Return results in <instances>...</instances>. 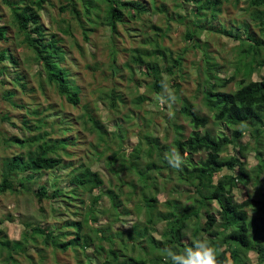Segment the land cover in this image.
<instances>
[{"label":"trees","instance_id":"trees-1","mask_svg":"<svg viewBox=\"0 0 264 264\" xmlns=\"http://www.w3.org/2000/svg\"><path fill=\"white\" fill-rule=\"evenodd\" d=\"M3 1L10 7L17 30L24 34L26 44L35 52V57L42 66L40 74L43 75L44 82L54 85L68 103L77 105L78 94L75 89L71 90L70 72L59 66L58 52L62 53V50L54 42H43L39 12L47 0H26L17 5L8 0ZM75 1H79L81 12H84L90 22L91 10L95 9L96 18L92 21L95 25H103L96 11H101V5H104V21L112 36L117 33V25L123 24L126 19L138 22L139 25L135 27L139 38L138 48L130 50L133 52V67L144 69H141V74H146L151 79L147 88L150 93L157 95H162L163 77H171V89L179 90L176 93L171 92L175 94V102L179 105L176 114L184 116L195 129L205 128L209 118L195 112L191 99L180 92L181 84H178L177 77L184 75V51L191 49L201 54V65L194 68L198 71V82L192 98L196 99L200 95L202 105L214 121L231 126L232 130L218 137H212L207 132H193L188 138H184L181 127L174 124L175 151L183 157L185 151L190 155L204 153V157L197 162L186 159L180 170L168 165L166 154H163L167 151V146L160 145L152 135L145 136L150 147L146 156L154 153L160 168L168 172L170 177L165 179L156 161L143 165L139 164L142 162L139 159L134 160V164L127 163L130 166H127V171L129 173L133 170L141 177L136 180L138 186L131 185L129 193L120 190L116 193L112 189L104 190L98 173L92 171L89 166L83 168L79 165L73 171H66L64 176L59 174V170L67 168L69 164H66L57 152V145L65 142L47 139L42 131L44 129L37 132L38 129H35L33 124H19L21 131L27 127L28 133L25 135L23 131V139L17 136L16 142L19 145L13 146L22 152L12 153L5 161L0 194L6 191L25 192L33 195L38 202L45 199L47 202L56 201L47 216L55 222V226L49 223L39 226L23 222L18 240H10L5 232L0 230V257L5 254L3 263L19 264L17 257H21L29 264H38L35 262V257L38 256L39 263L45 264L42 253L50 250L54 257L60 254L63 257L71 251L75 264H171L163 249L172 248L183 253L193 246L195 240L207 239L217 249L219 264H250L247 258L250 251L256 253L258 264H264V191L260 178L264 174V74L259 75L258 80H253V75L264 68V0H176L193 5V9L187 13L179 10L170 13L163 3L159 4L156 0H68L60 10H69L78 18ZM229 3L233 4L235 10L241 7L237 19L228 10ZM156 13L161 14L163 18L152 22L150 17ZM170 23L184 28L183 40L188 45V48L182 49L177 55L163 44L171 29ZM200 35L207 40L200 41ZM149 36H154V41ZM220 36H226L236 42V59L233 61L232 71L223 77L227 67L225 64H219L210 55L213 45L208 39ZM6 40V27L0 26V41ZM46 52H50L51 57H48ZM0 66L6 70L12 69L16 76L22 77L18 85L11 86L12 92L16 94L18 89V92H25L26 78L16 69V57L7 50L0 51ZM232 82H237L238 88L235 91H225ZM117 98L115 92L111 91V108L116 107ZM165 100L170 101L169 95ZM13 107L23 108L22 104H16L15 101ZM28 109L37 111L34 108ZM8 114L10 113H3L0 118L12 123L13 118ZM83 118L84 125L90 124L87 129L102 137V124L90 114L85 113ZM15 124L12 123L18 128ZM44 124L45 128L46 121ZM119 126L121 125H114L116 129ZM32 132L35 134H30ZM245 133L249 140L243 143ZM3 143L1 145L6 147L13 145L6 140ZM228 150H232V155L223 157L222 154ZM250 152L254 153L257 161L252 171L246 166V156ZM140 153V150L134 149L130 155L135 159ZM124 154L125 150L122 149L106 158V167L111 170L112 175L116 172L121 175L125 165L122 160ZM119 160H122V169L117 170L114 165ZM223 171L229 174H221ZM44 175L47 179L43 181ZM51 176L52 182L48 185ZM64 177L70 180L73 188L69 191L74 195L63 203L62 195L68 191L59 185L63 183ZM41 181L43 183L39 184ZM31 182L37 184L35 188L27 186ZM250 184L255 187L256 198L246 194L242 202H237L234 190H246ZM17 186H21L22 190L17 189ZM119 186L121 184L115 185L116 188ZM78 187H81L82 191L77 192ZM159 191H168L167 200L162 204L164 210L157 207L155 195ZM122 196L131 197L132 210L121 205L119 198ZM103 197L108 200V207L104 204ZM182 199L190 203L185 204ZM58 202L62 203V207L57 206ZM118 205H121V209ZM85 206L87 210H84ZM248 207H252L254 212L251 217L247 214ZM132 213L144 216V221L141 222V218H137L125 231H113L110 227L105 231L98 224L101 216L111 223H123L122 218ZM16 220L18 219L14 217L12 221ZM159 223L164 225L160 233L156 230ZM187 228L191 229L188 237Z\"/></svg>","mask_w":264,"mask_h":264},{"label":"rangeland","instance_id":"rangeland-1","mask_svg":"<svg viewBox=\"0 0 264 264\" xmlns=\"http://www.w3.org/2000/svg\"><path fill=\"white\" fill-rule=\"evenodd\" d=\"M8 1L11 4L17 5L26 0ZM67 1L47 0L39 12V18L43 29V42H54L62 50V53L58 52L60 60L59 66L63 70L70 72V78H72L70 80L71 90L73 91L75 89L78 94L79 102L77 105L68 103L54 85H49L44 82L43 75L40 74L42 66L37 61L35 52L26 44L24 34L17 30L9 5L5 4L3 0H0V26L6 27L7 38L5 42L0 41V51L7 50L8 53L16 57L18 63L16 69H19L25 76V85L27 87L25 92H18L20 91L18 89L16 94H14L11 86L18 85L22 77L16 76L12 69L6 70L0 66V116L3 113L16 115L12 116L8 114L9 117L14 119H12V123H16L15 126L18 127L15 128L12 123L3 121L0 118V181L5 172V161L7 158L12 153L17 151L22 152L13 146L19 145L16 139H23L28 133V131L26 132L27 127L26 129H22L25 135L21 131V125L19 124L23 125V123H25L24 126L33 124L35 129H38L36 130L37 132L40 129H44L42 131H44L47 139H52L55 142H58L57 140H63L65 142V144L60 143L57 145L59 147L57 152L61 155L62 160L66 164H69L67 168L60 169L59 174L64 176L66 171H73L79 165H82L83 168L89 166L92 171L98 173L99 178L102 180L103 189H112L116 193L119 190L124 193H129L131 191V185L138 186L136 185V180L141 179V177L133 170H130L129 173L127 171V163L134 164L136 163L134 160L139 159L142 161L139 164L143 165L150 161H156L165 179L170 177L168 172L160 168L159 161H157L154 153L146 156V152L150 147L145 136L150 137L152 135L156 137L160 145L167 146V151L163 153L166 154L170 150H175L173 142L175 139L174 124L181 127L184 138H188L193 132H198L199 134L207 132L212 137H218L222 134H228L232 130L231 126H227L223 122L214 121L212 115L202 105L200 95L196 99L192 98L195 95L194 93L198 82V71L194 68L201 65V54L191 49L186 52L184 51L186 58V64L183 68L184 75L177 77L178 84H181L180 92L191 99L195 112L200 116H207L209 118V123L205 128L200 127L195 129L184 116L176 114L179 108L176 102L172 103L169 100H165V97L170 92L174 91L176 93L179 91L178 88L171 89L170 84L172 78L166 75L163 77L162 95H157L149 92L147 84L151 79L146 74H141V69L143 68L138 69L136 66L133 67L131 62L133 52L131 53L130 50L138 48L139 43L137 41L139 38L137 37V30L135 29L139 25L138 22H134L133 20L128 21L126 19L123 24L117 25V33L112 36L104 21L106 12L104 5H101V11H96L99 13L103 25L101 23L95 25L92 24L93 19L96 18L94 8L93 11L91 10L92 21L90 22L87 20L84 12H81V4L79 1H75L79 13L78 18L73 16L69 10H60V7L64 6ZM156 1L159 4L163 3L170 13L178 10L182 13H187L193 9V5L184 1ZM232 6L233 4L229 3L228 10L237 19L241 12V7H238L239 10H235ZM160 17H162L161 14L156 13L152 14L150 18L152 22H155ZM170 24L171 29L164 38L163 44L170 48L173 54L177 55L182 49L188 48V45L183 40L184 28L175 23ZM150 39L154 41L153 39L155 37L153 36ZM208 39L213 45L212 51L216 52H212L210 55L219 64H225L227 70H225V74H222V77L224 75L227 76L232 71L233 61L236 59L234 51L236 42L226 36L208 37ZM199 40L204 41L207 39L200 35ZM45 54L51 57L50 52H46ZM228 67L231 68L229 69ZM261 74H264V68L259 73L253 75V80H258ZM8 78L10 81H8ZM237 88L238 83L232 82L224 90L235 91ZM111 91H114L118 96L115 108H111L110 105ZM14 101L16 104H22L23 108H14ZM28 108H34L37 111L33 112ZM85 113L90 114L102 124V137L87 129L90 126L89 123H87L89 125L83 124V121H85V118H83ZM45 121L47 124L44 128ZM118 124L121 126L116 129L114 125ZM30 134L33 135L35 133L32 132ZM4 140L13 145L11 147L2 146L1 144H4ZM248 140L249 137L245 133L242 142L244 143ZM28 141H26L27 144ZM122 149L125 150L126 154L122 158L125 163L123 166L124 169L121 175L118 172L112 175L110 173L111 170L106 167V158H109L111 154L113 155ZM134 149L140 150L141 153L135 159H132L130 154ZM232 153V150H228L222 156L232 155ZM201 157H204L203 152H197L193 155H190L187 151L184 153L185 161L189 158L191 162H197ZM122 160L117 161L114 165L117 170L122 169ZM71 164L74 166H71ZM246 164L249 171H252L257 164L253 152H250L246 156ZM221 174L229 173L223 171ZM52 177H49L48 185L50 181L52 182ZM260 178L262 180L261 187L264 191V174ZM46 179L47 176L44 175L42 180L44 181ZM41 183L43 182H39V184ZM119 184L121 186L116 188L115 185L118 186ZM36 185V183L31 182L27 186L35 188ZM59 186L65 191H68L63 193L61 201L63 203L64 201H69V197L74 195V193L72 194L69 191L73 188L70 180L64 177L63 183L61 182ZM18 188L22 190L21 186H17ZM244 189L241 191L234 190L233 193L237 202H242L246 198V194L256 198L254 194L255 187L253 185L250 184L248 185V189ZM76 191L80 192L82 188L78 187ZM167 193L168 191H159L155 195L159 210H164L162 204L167 200ZM84 198H86V195H84ZM130 198L122 196L119 198V202H121V205L126 206L127 209L132 210L133 203ZM103 200L104 204L108 207V200L105 197H103ZM55 202H47L46 199L38 202L33 195L25 192L6 191L0 194V230H3L6 237L10 240H18L20 232L23 229V222L39 226H45L49 223L51 226H55V222L47 217L51 208L55 206ZM87 202L89 203V201ZM182 202L185 204L190 203V201L185 199H182ZM57 204L59 208L62 207V203L60 204L58 202ZM72 205L75 206L74 201H72ZM77 205L79 207L78 203ZM121 205H118L119 209H121ZM84 210H87L86 206ZM246 210L249 217L254 215L252 207H248ZM61 213L64 214V212ZM215 216L218 218L217 214ZM14 217L18 220L12 221ZM62 218L66 219L64 217ZM137 218H141V222L144 221V216H137L132 213L122 218L123 223L114 221L111 223L110 220H106L104 216H101L98 224L105 231L108 230V227L113 231L116 229L125 231ZM163 227L164 225L157 224V232L160 233ZM190 232L191 229L187 228L186 237L190 235ZM115 241L118 240L115 239ZM42 255L45 257V264H75L74 254L71 251L63 255V257L61 254L55 255V257L52 256L50 250L45 251ZM256 257L257 255L253 251L247 253L250 264H258ZM4 259L5 254L0 257V264H5L2 261ZM17 260L19 264H29L21 257H17ZM39 260L40 257L36 256L35 262L41 264Z\"/></svg>","mask_w":264,"mask_h":264},{"label":"clouds","instance_id":"clouds-1","mask_svg":"<svg viewBox=\"0 0 264 264\" xmlns=\"http://www.w3.org/2000/svg\"><path fill=\"white\" fill-rule=\"evenodd\" d=\"M170 102L176 101L174 93H169ZM165 159L171 168L180 170L185 165V158L175 150H170ZM166 258L171 264H219L217 249L207 239H197L193 246L187 248L183 253L174 251L172 248L163 249Z\"/></svg>","mask_w":264,"mask_h":264}]
</instances>
